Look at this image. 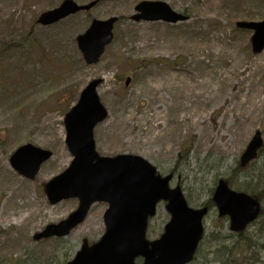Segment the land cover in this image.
Returning <instances> with one entry per match:
<instances>
[{"label":"rangeland","instance_id":"1","mask_svg":"<svg viewBox=\"0 0 264 264\" xmlns=\"http://www.w3.org/2000/svg\"><path fill=\"white\" fill-rule=\"evenodd\" d=\"M61 1L0 0V264L25 254L36 263L61 264L83 238L92 243L104 233L107 204L96 202L67 236L33 239L78 204L76 198L50 204L42 185L72 160L63 118L92 79H101L96 90L107 110L93 130L99 155H138L159 174L171 173L169 185H180L194 208L210 201L219 179L236 191L257 195L264 189V49L252 52V32L235 25L263 19L264 0H145L164 1L187 16L176 23L133 20L143 0H73L95 4L49 26L36 22ZM110 16L118 18L112 40L87 65L76 36L92 19ZM257 86L261 91L254 93ZM256 131L263 144L241 167L240 155ZM25 143L52 152L33 179L9 164ZM262 192L261 215L240 233L210 205L189 264H264ZM168 219L164 202L158 203L147 237L157 238Z\"/></svg>","mask_w":264,"mask_h":264},{"label":"water","instance_id":"2","mask_svg":"<svg viewBox=\"0 0 264 264\" xmlns=\"http://www.w3.org/2000/svg\"><path fill=\"white\" fill-rule=\"evenodd\" d=\"M94 4L95 1L79 5L73 0H62L57 7L39 14L36 22L50 25L77 11L88 10ZM135 10L137 13L131 17L135 21L175 23L187 18L164 1L143 0L135 5ZM116 20V16L94 19L76 36L77 47L86 64L98 61L112 40ZM236 25L252 31L253 52L264 48V18L257 22L238 21ZM99 82V79L90 81L80 92L76 104L64 115L65 144L73 158L65 170L42 185L50 204L76 198L78 205L66 218L47 224L33 239L68 235L85 219L94 202H105L104 233L92 244L84 238L75 255L65 264H136V258H141L140 264H187L202 239V219L207 207H189L180 186L169 187L172 174L161 176L142 157L131 154L100 156L95 151L93 128L107 116L96 92ZM261 145L260 133L256 131L241 155L240 165L255 158ZM51 156L50 150L25 143L12 152L9 163L19 174L33 179L41 164ZM212 199L218 215H228L230 229L234 231L243 230L260 211L256 198L229 189L222 179ZM160 201L165 202L169 220L158 238L147 239L148 219L154 216Z\"/></svg>","mask_w":264,"mask_h":264},{"label":"trees","instance_id":"3","mask_svg":"<svg viewBox=\"0 0 264 264\" xmlns=\"http://www.w3.org/2000/svg\"><path fill=\"white\" fill-rule=\"evenodd\" d=\"M262 191H264V189L262 190ZM261 193H263V192H260V193H258V194H261ZM212 204V202H211V200L207 203V205H211ZM55 240H58V239H55ZM23 256H25L26 258L24 259V258H21V257H18L17 259H10L9 261H8V264H53L52 262H51V260H45L44 262H38V263H36L34 260H31V261H29V259L31 258V257H29V256H27L26 254L25 255H23ZM53 261V260H52ZM65 262H63V263H61V264H64ZM56 264H59L58 262L56 263Z\"/></svg>","mask_w":264,"mask_h":264},{"label":"bare ground","instance_id":"4","mask_svg":"<svg viewBox=\"0 0 264 264\" xmlns=\"http://www.w3.org/2000/svg\"><path fill=\"white\" fill-rule=\"evenodd\" d=\"M104 3L107 4V3H108L107 0H106ZM170 80L173 81L171 78H170ZM171 81H170V86H173V83H172ZM199 86H202V83H200ZM258 88H259V89H258ZM260 91H261L260 87H258V86L255 87V91H254V93H257V92H260ZM103 93H104L105 95H107V94L109 95V89H105V90L103 91ZM254 93H253V94H254ZM253 94H252L250 97L254 96ZM249 105H251V104H249ZM252 110H253V108H250V109L248 110V114H250Z\"/></svg>","mask_w":264,"mask_h":264}]
</instances>
